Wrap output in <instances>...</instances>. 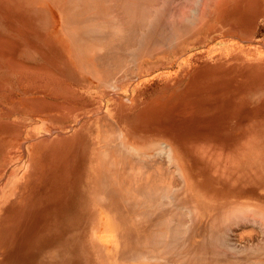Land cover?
I'll return each instance as SVG.
<instances>
[{"label": "rangeland", "instance_id": "374dc122", "mask_svg": "<svg viewBox=\"0 0 264 264\" xmlns=\"http://www.w3.org/2000/svg\"><path fill=\"white\" fill-rule=\"evenodd\" d=\"M223 2L224 6L229 7L224 12L223 21L211 23L210 28L201 35V44L193 47L180 45L178 48L174 47L160 53L167 55L163 58L166 60L175 58V49L201 51L208 56L218 51L220 57L216 58L213 65L204 64L196 67L195 70V65L191 64L190 55L179 59L178 61L182 60V62L183 59L186 60L185 63H178L175 66L178 70L185 72L182 77L184 80L177 82V85L184 86L183 90L173 97L164 98L159 106L155 105L151 108L146 106L141 113L133 116L131 119L135 122L129 133L138 136L149 135L157 144L170 143L176 156L169 157L161 153L151 158L137 156L134 158L138 161L142 159L141 162H148L150 165L161 163L162 166L174 172V177L177 166L181 164L196 200L204 201L208 208L214 209L213 205L243 204L236 206L264 214V192L261 191V189L264 190L261 187L262 184L264 185L261 182V180L264 182V0H223ZM24 4L23 0H0V7L3 8V13L0 11V65L8 68L0 70V78H7L9 74H14L12 67L15 63L13 59L15 47L19 53L24 49L41 48L35 29L28 24L32 23L31 16L36 8L34 6L32 9ZM25 7L27 10L22 11L25 22L14 18L18 15V11ZM38 9L40 15H43V12L47 15L46 20L49 17L48 13L52 16H50L51 19L59 20L54 8L48 9L42 5ZM52 29L54 30L53 27ZM191 43L193 42H189ZM153 58L140 60L138 63L140 68H137L133 75L128 74L127 77L113 79L115 80L113 90L119 91L117 84L121 80L138 77L140 70L145 73V76L141 79L140 88L135 92L136 96L139 97L145 91L144 80L149 81L148 85L151 88L156 74L163 72L157 70L160 65H154L149 70L143 67L146 61H151ZM211 59L213 60V58L209 60L212 61ZM56 63L62 65L59 59ZM24 66L27 69L29 67L31 72H35V65L24 64ZM15 74L19 73L15 72ZM35 80L31 78L30 83L33 86H35ZM51 80L52 78L46 77L44 87L56 88L49 83ZM101 95L100 92L96 94L97 97ZM126 101L131 104L129 99ZM111 103L114 105L113 101ZM106 104L109 105V101ZM11 105L5 97L0 96V264H66L67 262L71 264L72 261L76 264H116L112 261L111 254L120 249H110L113 248V243L107 237L109 229L106 227L107 221L104 220L106 216L101 207L94 221L84 222L81 218L79 222L82 223L84 231H70L73 230L69 227L73 224L72 217H66V221H63L62 225L65 224L70 228L69 236L66 238L71 241V236L78 237L74 244L75 249L71 245L69 249H63L60 244L57 246V235L60 236L61 233V230L58 231L59 223L54 225L57 227L47 232L40 231L41 234L32 230L31 227L36 226L30 222L28 210L30 207L25 204L27 200L25 192L30 189L37 171L35 164L40 150H37L35 146L71 137L79 131L78 124L83 122L79 123L76 119L73 122L53 125L46 123L40 116L26 108L20 107L17 110ZM129 109L126 111L130 112ZM108 114L109 117H113L110 111ZM111 120L116 124V126L112 124L116 135L127 134V130H120L116 120ZM121 138L127 142L126 139ZM103 145L104 143H102V153H99L91 166L94 193L92 200L98 207L97 202L101 199L95 195L98 194V170L105 160L101 157L105 153ZM128 146L132 147L130 150H136L129 143ZM153 150L151 147V150L143 151L154 155ZM59 155L55 156L56 162L49 164L45 173L44 184L50 191L51 197L48 196L47 202L43 205L50 207L51 210L59 204L58 196H61L64 188L67 190L66 195L68 190L71 192L76 188L78 167L83 164V160H78L75 156L69 158L63 153ZM206 155L220 160L226 158V162L239 161V165L236 164L234 169L246 170L254 177L255 183L252 184L254 189L250 191L251 195L245 199H233L228 194V190L218 189L208 181V178L201 180L204 177L194 173V166L197 171H200V167L204 168ZM231 172L237 176L234 171ZM178 174L181 176L179 171ZM14 176L16 179L10 184V179ZM65 199L67 202L63 205L74 203L68 196ZM32 201L35 200L31 198L30 202ZM73 209L77 210V207L74 206ZM34 210L37 211L35 208ZM209 214L204 210L202 216L205 218ZM35 217L40 220L42 216L38 214ZM46 217L58 216L48 214ZM255 218H253L254 222L252 218L250 222L237 220L229 226V240L241 247L264 246V221L256 219L257 223H255ZM75 219L78 220V218ZM77 224L75 226L79 228ZM32 232L37 236L35 243ZM130 262L132 263L128 264H137L140 261L131 259ZM168 262L163 264H171ZM151 263L153 262H140V264Z\"/></svg>", "mask_w": 264, "mask_h": 264}, {"label": "bare ground", "instance_id": "6f19581e", "mask_svg": "<svg viewBox=\"0 0 264 264\" xmlns=\"http://www.w3.org/2000/svg\"><path fill=\"white\" fill-rule=\"evenodd\" d=\"M23 2L29 8L33 9L34 6L36 8L31 16L32 23L28 24H31L37 33L41 48L36 47L34 51L41 56L44 63L41 66L35 65V72H31L24 63L17 62L20 53L15 47L13 72L14 74L15 72L43 73L45 81L46 77L52 78L49 83L56 88L67 83V78L60 83L61 80L57 75L66 74L70 69L72 79L68 80L71 83L76 81V74L81 69L91 73V76L96 75L100 86H105L107 80L113 81L127 77L128 74L133 75L134 71L140 68L138 63L142 59L153 58L167 49L178 48L189 42L202 43L203 32L210 28L212 22L223 21L224 12L229 8L227 5L224 6L223 0H32L30 2L23 0ZM42 5L48 9L54 8V12L59 17V20L55 19L56 23L59 21L57 29L50 28L46 31L40 26L43 15L38 13V8ZM26 10L27 7L19 10L14 18L24 21L22 11ZM0 11L3 13V8L0 7ZM57 59L62 61V65L56 63ZM185 61L183 59L184 63ZM183 62L177 60L176 65ZM176 65L174 63L173 66ZM3 68L8 69L0 65V70ZM34 77L38 79V76ZM84 92L88 91L84 90ZM29 100L31 102L33 99ZM37 101L39 102V99ZM63 105L55 103L38 105L34 108L42 116L54 118L55 114L66 109ZM96 119L99 120V116ZM100 126L101 141L104 143L105 151L100 156L105 160L98 170V194L95 196L101 199L97 204L106 216L104 220L107 221L106 227L109 229L107 237L113 243V248L110 249H120L111 254L112 261L116 264L132 263L131 259L153 262L151 264H163L166 261L171 264H264L263 245L241 247L228 237L230 231L228 227L237 220L250 222L252 218L254 222L253 218L257 217L255 221L256 219L264 221L263 213L236 206L243 204L213 205L214 209L208 208L204 201L196 200L181 164L177 166L181 176L176 170L174 177V172L161 163L150 165L148 162H141L142 159L138 161L134 158L136 156L151 158L161 153L169 157L176 156L170 143H154L152 146L154 155L138 149L132 151L130 150L132 147L122 140V136L115 134L112 123L104 120ZM116 142L118 144H115ZM55 156L48 157V161L56 162ZM238 163L240 162L235 160L226 162V158L220 160L206 155L205 169L200 167V171H197L194 166V173L204 177L201 180L208 178V181L218 189L228 190V194L233 199H245L251 195L250 191H253L252 184L255 181L251 172L240 168V170L234 169ZM261 182L264 183L262 180ZM261 187L264 188V185L262 184ZM261 191L264 192L263 189ZM29 207L30 222L36 226L31 227L34 232L38 234H41L40 231L47 232L57 227L54 225L59 223L58 231L61 230L62 234L57 235V246L60 244L63 249H69L71 245L75 249L74 244L78 237L71 236V241L67 239L69 229L75 232L84 229L79 222L82 214L79 210L73 209L74 203L57 204L52 210L45 205L32 204ZM204 210L210 213L205 218L202 216ZM247 213L250 215H246ZM38 214L42 216L40 220L35 219ZM48 214L58 217L48 218L46 217ZM66 217L73 219L70 228L65 224L62 225ZM76 224L79 228L75 226ZM34 232L32 237L35 243L37 236ZM71 264L76 262L72 261Z\"/></svg>", "mask_w": 264, "mask_h": 264}, {"label": "crops", "instance_id": "0c3cea01", "mask_svg": "<svg viewBox=\"0 0 264 264\" xmlns=\"http://www.w3.org/2000/svg\"><path fill=\"white\" fill-rule=\"evenodd\" d=\"M46 16L47 15H44L43 12V21L40 24L43 30L47 31L52 27L54 29H57L59 26V21L56 23L53 18L51 19L50 13H48V20H46ZM197 44L198 43H191L185 46L193 47ZM209 51L210 48L208 50V53ZM174 52V59H163L165 56H167L163 55V53L159 54L158 56H155L153 59H151V61L149 60L144 63L143 67H145L147 70H149V68L154 65H160L159 67H157V70L163 72L156 74L157 76L154 77L155 79L153 78V86H151V88L148 85L150 84L148 80L143 81L145 91H143L139 97L136 96L135 92L140 88V84L142 83L141 79H143L145 76V73H142L141 70L137 74L138 77H128L125 80H121L117 84V87H119V91L113 90L114 81L107 80L108 82L105 86H100L96 79V75L93 76L92 74V77L90 75L91 73L85 70L81 71V69H79L80 72L76 78V81L74 82L75 84L73 83V81L71 83V81L68 80L72 79L71 69L66 74L57 75V77H59V79L61 80L60 81L58 79L60 83H63L62 81L67 78V83L65 85L63 84L62 86H59L58 88L43 87L42 85L45 81L43 73H27L26 75L9 74L7 78H0V96L5 97V99L12 104V108L17 110H19L20 107L24 109L26 108L27 110H30L34 114L40 116L46 123L48 122L49 124L53 125L73 122L76 121V119L77 121H79V123L81 121L83 122L82 124H78L79 131H77L71 137H65L59 140L43 143L40 146H35L37 150H40V154L38 157V161L35 164L37 168V171L35 173V180L31 184L30 189H27V191L25 192V198L27 199L25 203L26 205L29 206V204H33L38 206L43 205L47 202L46 199L48 198V196L51 195L50 191L45 187L44 184V182L46 181L45 173L46 170H48L47 167L49 164H51V162L48 161L47 158L63 153L69 158L75 156L78 160H83V164L78 167V184L76 185V188L72 189L71 192L70 190H68L67 195L65 194L67 190L66 188H64L61 193V196H58V203L63 205V203L67 202L65 198L66 196H68V198L70 197L73 199L74 206H76L77 210L81 212L82 215L81 217H79L80 219L82 218L84 222H92L96 219L97 212L99 211L100 207L94 205L92 200L94 193L93 183L91 181L93 177L91 166L97 159L99 153L101 154L103 150L101 142L102 136L100 132L101 122L106 120V122H110L113 124V126H116V124L113 123V120L111 119H114V121L116 120L118 122L117 125L120 126L121 131L123 129L128 131L127 134H121L122 137L126 139L129 144L133 145L135 149H140L142 151L144 149L150 150L153 146V143L156 141L153 137L149 135L138 136L130 134L129 130L135 122L131 118L141 113L142 109L146 108V106H149L150 108L155 105L159 106L161 100H164V98L166 97H173V95L183 90L184 86L182 84L177 85V82L183 79L182 77L185 72L183 73L182 70H178L175 66H173L174 63L176 65L177 60H179L185 55H190V61L191 64L195 65V70L196 67L202 66L204 64L213 65L215 63L216 58L220 57V53L218 51H214L213 53L215 54H213L212 56L205 55L201 51L193 52L190 50L188 51L187 49H175ZM181 52L184 53L181 54ZM177 53H180V55ZM210 58H213V60L211 59L212 61H210ZM17 62L24 63L25 65H43L44 63L41 56L38 55L33 49H24L22 52H20ZM67 65L69 64L67 63ZM34 76H38V81L35 80L34 82L35 86L30 83L31 78L37 79ZM84 90L88 92H84ZM98 92L102 94L100 97L96 96ZM107 98L108 100H106ZM29 99H33L34 101L32 100L31 103ZM38 99L39 102L37 101ZM126 99H129L131 101V104L127 102ZM49 101L51 102V104ZM108 101L109 105L106 104L108 103ZM112 101L114 102V105H112ZM55 103L67 105H63V108H66L68 111L64 109L65 111L62 110V112L55 114L54 118H47L46 116H42L40 112L35 110L36 106L38 105H52ZM105 104L107 105L106 108ZM71 105L74 107H72ZM104 108L106 109L105 111ZM128 108H130L128 110L130 112L126 111ZM98 109L101 110L98 111ZM109 111L113 117H109ZM97 115L99 116V120L96 119L98 118ZM87 122H89V125L87 124ZM96 123L97 127L99 128V131L96 127ZM87 127H89L88 130ZM89 132H91V134ZM34 161L35 159L33 160V162ZM15 179V176L12 177L10 179V184H12V181ZM31 198H33L35 201L30 202Z\"/></svg>", "mask_w": 264, "mask_h": 264}]
</instances>
